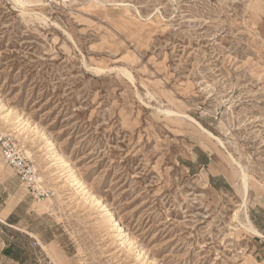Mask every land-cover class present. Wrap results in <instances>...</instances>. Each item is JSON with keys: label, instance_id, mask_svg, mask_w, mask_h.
<instances>
[{"label": "rangeland", "instance_id": "374dc122", "mask_svg": "<svg viewBox=\"0 0 264 264\" xmlns=\"http://www.w3.org/2000/svg\"><path fill=\"white\" fill-rule=\"evenodd\" d=\"M22 8L0 0V136L38 182L0 146V264H264V0Z\"/></svg>", "mask_w": 264, "mask_h": 264}, {"label": "built area", "instance_id": "2783aa9c", "mask_svg": "<svg viewBox=\"0 0 264 264\" xmlns=\"http://www.w3.org/2000/svg\"><path fill=\"white\" fill-rule=\"evenodd\" d=\"M1 155L4 162L11 167L20 180L30 186L38 182V169L31 163L20 143L12 138L0 136Z\"/></svg>", "mask_w": 264, "mask_h": 264}, {"label": "bare ground", "instance_id": "6f19581e", "mask_svg": "<svg viewBox=\"0 0 264 264\" xmlns=\"http://www.w3.org/2000/svg\"><path fill=\"white\" fill-rule=\"evenodd\" d=\"M13 1L16 3V5H21L22 7H24V8H22L24 12H28L30 10L28 8H32L33 9L35 7L46 6V5H49L50 3H52L55 0H40V1H37V2H33L31 0H13ZM32 11H35V10L33 9ZM123 73H124V71H123ZM129 77H130V75H129ZM164 112H166L167 114H175L173 111H164ZM186 117L188 119L192 120L195 124H197L201 129H203L204 132H207L193 118H191L190 116H186ZM207 133L212 138H215L220 145L224 146V143L222 142L221 139L215 137L213 134H211L209 132H207ZM229 155H230L231 159L234 161V163L240 167L239 170L241 169V171H240L241 184H240V188L238 189V192L240 193V195L242 197L243 207L245 208L246 205H247V203H248V201H249V199H250L249 198V195H250V191H251V184H250L249 174L246 173V171H245L246 169L244 170L243 167L237 162V160L231 154H229ZM73 185H78L77 180L73 182ZM237 215H238V213H237ZM244 216H245V214H244ZM237 218H238V216H237ZM247 219H248V225L246 226V225L243 224V226L245 227V229L247 231L253 233V234H256L258 236H262V234L259 232V230L256 229L255 226L252 224V222L249 220L248 214H247ZM240 223H241V220H240Z\"/></svg>", "mask_w": 264, "mask_h": 264}, {"label": "crops", "instance_id": "0c3cea01", "mask_svg": "<svg viewBox=\"0 0 264 264\" xmlns=\"http://www.w3.org/2000/svg\"><path fill=\"white\" fill-rule=\"evenodd\" d=\"M212 177H214V176H212Z\"/></svg>", "mask_w": 264, "mask_h": 264}]
</instances>
